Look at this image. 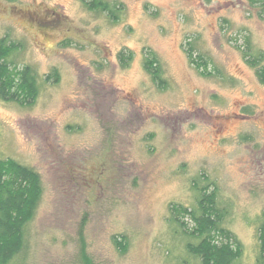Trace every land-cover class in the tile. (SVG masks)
I'll return each mask as SVG.
<instances>
[{
  "label": "rangeland",
  "instance_id": "374dc122",
  "mask_svg": "<svg viewBox=\"0 0 264 264\" xmlns=\"http://www.w3.org/2000/svg\"><path fill=\"white\" fill-rule=\"evenodd\" d=\"M101 1L115 18L83 0H0V35L21 43L10 59L38 78L33 104L0 99V158L33 168L42 187L7 264H84L82 248L93 264H199L170 213L195 205L193 181L217 188L241 247L232 264H257L264 84L247 60L264 55L261 7ZM53 70L58 81L44 80Z\"/></svg>",
  "mask_w": 264,
  "mask_h": 264
},
{
  "label": "trees",
  "instance_id": "16d2710c",
  "mask_svg": "<svg viewBox=\"0 0 264 264\" xmlns=\"http://www.w3.org/2000/svg\"><path fill=\"white\" fill-rule=\"evenodd\" d=\"M83 1L89 9L108 11L112 18L116 17L109 5L101 0ZM248 1L259 5L264 14V0ZM20 45V42L10 39L7 35H0V99L20 105H31L38 94L37 74L30 65L18 67L10 59ZM190 51L191 48L188 51L190 60L197 67L203 65L201 56L198 55L195 60ZM249 55L250 53L245 52L246 57ZM118 58L121 65L125 66L130 55L121 52ZM263 59L264 55L259 52L247 60L255 68V75L261 84H264ZM144 68L154 80L159 79V68L155 66L154 59L146 57ZM204 73L206 74V71ZM58 78L57 71L53 70L46 74L44 80L56 82ZM209 183L199 185L193 181L192 185L197 190L195 205L187 207L172 204L171 219L178 224L181 231L194 238L195 241L187 242L186 248L199 259V264H232L241 254V247L235 235L222 226L226 210L218 204L216 186L209 188ZM41 194L42 187L37 171L12 158H0V264H7L22 248L23 227L31 219ZM184 217L189 218L191 227L187 226ZM257 239L256 261L257 264H264V212L257 229ZM113 242L121 252L125 251L124 236H114ZM81 254L84 264H93L84 248L81 249Z\"/></svg>",
  "mask_w": 264,
  "mask_h": 264
}]
</instances>
